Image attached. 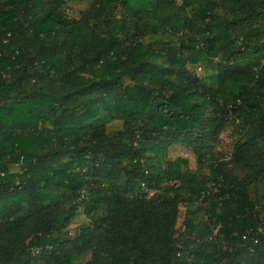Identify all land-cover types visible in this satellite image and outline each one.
Listing matches in <instances>:
<instances>
[{"label":"trees","instance_id":"trees-1","mask_svg":"<svg viewBox=\"0 0 264 264\" xmlns=\"http://www.w3.org/2000/svg\"><path fill=\"white\" fill-rule=\"evenodd\" d=\"M0 264H264V0H0Z\"/></svg>","mask_w":264,"mask_h":264},{"label":"rangeland","instance_id":"rangeland-1","mask_svg":"<svg viewBox=\"0 0 264 264\" xmlns=\"http://www.w3.org/2000/svg\"><path fill=\"white\" fill-rule=\"evenodd\" d=\"M44 8H47V7H44ZM76 9H78L77 6H72L71 8L63 6L61 8L57 7L55 11L57 14H60L62 17L66 19H74L77 17ZM197 72L200 73V69H197ZM228 144L229 143L227 142V140H224L219 149L227 153V150L229 149ZM168 157L171 160H174L175 158H178V157L184 158L188 160V163H189L188 167L191 172H194L195 169H197L196 163H195V157L192 154V151L188 149L187 147H181V146L172 147L168 152ZM185 214H186V207L182 205L180 206V209H179V218H178L177 227L181 226L184 220ZM77 220H78V224H82L85 222V218L81 215H79Z\"/></svg>","mask_w":264,"mask_h":264}]
</instances>
